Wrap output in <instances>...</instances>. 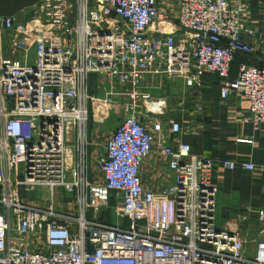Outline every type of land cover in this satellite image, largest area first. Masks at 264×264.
Returning a JSON list of instances; mask_svg holds the SVG:
<instances>
[{"label": "built area", "instance_id": "1", "mask_svg": "<svg viewBox=\"0 0 264 264\" xmlns=\"http://www.w3.org/2000/svg\"><path fill=\"white\" fill-rule=\"evenodd\" d=\"M177 9L172 30L162 28L169 16L159 0H41L24 19L0 16V264H264V238L240 227L248 216L218 228L213 162L189 143L159 141L171 183L143 184L156 136L187 132L179 122L149 128L141 120L147 86L182 78L198 87L215 73L221 98L241 95L249 119L264 123V64L241 63L230 77L235 55L254 51L247 2L178 0ZM118 96L125 115L96 182L88 173L90 104L105 105L107 117ZM223 165L256 168L250 160ZM40 186L49 196L29 202L27 192ZM58 187L75 197L74 208L57 207ZM112 192L127 224L102 217ZM257 219L264 224V209Z\"/></svg>", "mask_w": 264, "mask_h": 264}, {"label": "crops", "instance_id": "2", "mask_svg": "<svg viewBox=\"0 0 264 264\" xmlns=\"http://www.w3.org/2000/svg\"><path fill=\"white\" fill-rule=\"evenodd\" d=\"M245 1L249 6L246 21L253 30V34L246 38L254 51L248 55H235L230 68L231 78L237 77L241 63L259 66L264 64V0ZM40 2L41 0H0V16L24 19V13L35 8ZM177 8L178 0H159L160 11L169 16L163 24L164 30H172L177 25ZM8 49L10 48H5L4 51ZM30 54L33 58V49ZM220 81L218 74L205 73L198 87H188L182 78L164 79L160 87L147 86L151 98L146 100L138 111L141 120L149 128L159 121H163L164 126L179 122L187 132L179 136H156L154 152L141 167L142 181L144 186L151 190H159L171 183V180L162 175L163 166L167 161L158 153L159 141L164 140L173 145L177 142L189 143L195 154L213 162L214 183L218 187L216 212L219 223L224 229H233L239 223V215L245 214L248 216L247 221L240 223V227L257 238H264V224L257 219L258 211L264 209V123L256 126L249 119V103L241 95L233 94L228 99L221 98ZM147 82L151 84V81ZM92 93H97L93 87ZM116 99L118 103L115 106L120 104L125 108L126 98L118 96ZM94 114L105 120L104 113L99 110L96 102L90 104V115ZM124 115L125 112H122L118 120L116 118L112 122L113 125H118ZM90 118L88 173L97 182L101 181L99 158L105 152L109 136L100 132L101 127L94 128ZM227 160H250L256 168L252 171L241 167L228 169L223 165ZM26 198L36 204V198ZM116 203L112 192L110 205L115 206ZM103 215L104 212L102 217L106 222L113 221L112 217ZM122 223L127 224L128 220Z\"/></svg>", "mask_w": 264, "mask_h": 264}, {"label": "rangeland", "instance_id": "3", "mask_svg": "<svg viewBox=\"0 0 264 264\" xmlns=\"http://www.w3.org/2000/svg\"><path fill=\"white\" fill-rule=\"evenodd\" d=\"M101 106H103V107H101ZM101 106L98 105L99 110H102L104 113L107 112V107L105 105H101ZM109 112H110L109 116L105 117V120L99 119L98 115H95V114H94V116H92L93 114L90 115V116H92L90 118L91 123H92L91 125L95 126L94 128H96L97 126L101 127L102 130L100 132L105 136H111L112 135V133L114 132V130L117 127V125L116 126L113 125L112 122L116 118L118 120V116H120V114L122 112H125V108L119 104L118 106H113L109 110ZM49 194H50V190L44 186H40V187L36 188V191L27 192V196L32 197V199L36 198L37 202L44 201L45 198H47L49 196ZM56 198L58 199V203H57L58 208H62V206H66V205H69V206L74 208L76 205L75 197L74 196L73 197L66 196L62 187H58L56 189ZM43 204H44V202H43ZM45 204H46V202H45ZM103 212H104V215H103L104 217L105 216H107L109 218L112 217L114 222H120V223L123 222V219L116 217L112 206H110L109 208L105 207L103 209ZM103 212H102V214H103ZM125 220H127V219H125ZM216 224H217L218 228L224 229L223 226L219 223V220L217 219V212H216Z\"/></svg>", "mask_w": 264, "mask_h": 264}, {"label": "water", "instance_id": "4", "mask_svg": "<svg viewBox=\"0 0 264 264\" xmlns=\"http://www.w3.org/2000/svg\"><path fill=\"white\" fill-rule=\"evenodd\" d=\"M89 251H92L91 248L89 249Z\"/></svg>", "mask_w": 264, "mask_h": 264}, {"label": "bare ground", "instance_id": "5", "mask_svg": "<svg viewBox=\"0 0 264 264\" xmlns=\"http://www.w3.org/2000/svg\"><path fill=\"white\" fill-rule=\"evenodd\" d=\"M99 105V104H98ZM99 106H101V105H99ZM102 107V106H101Z\"/></svg>", "mask_w": 264, "mask_h": 264}]
</instances>
